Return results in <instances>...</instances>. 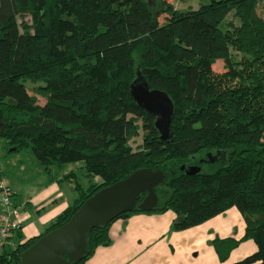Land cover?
<instances>
[{"label":"trees","instance_id":"trees-1","mask_svg":"<svg viewBox=\"0 0 264 264\" xmlns=\"http://www.w3.org/2000/svg\"><path fill=\"white\" fill-rule=\"evenodd\" d=\"M197 1L198 8L177 11L162 0H0L5 153H28L45 172L80 163L85 176L100 181L75 185L73 204L42 235L99 190L136 170H159L165 178L154 190L157 207L114 220L170 211L173 229L186 230L234 208L245 225L241 240L256 251L232 264H264V20L257 14L264 0ZM216 61L221 74L212 71ZM137 78L172 102L165 138L130 95ZM136 122L142 143L132 150ZM190 167L198 173L188 175ZM114 220L86 232L85 257L73 264L109 246ZM39 237L24 243L17 229L0 264H19ZM238 243L215 239L219 262Z\"/></svg>","mask_w":264,"mask_h":264},{"label":"crops","instance_id":"crops-1","mask_svg":"<svg viewBox=\"0 0 264 264\" xmlns=\"http://www.w3.org/2000/svg\"><path fill=\"white\" fill-rule=\"evenodd\" d=\"M0 149V182L10 189L12 204L21 208L20 236L24 243L42 235L54 219L73 204L77 197L75 185L85 188L90 183L100 182L97 177L85 176L80 163L52 167L44 171L48 183L37 184L32 192L23 196L22 183L14 180L12 162L2 160L9 154L5 153L3 144ZM20 153L28 155L17 154ZM15 169L22 171L23 167ZM24 180L32 185L30 178ZM175 219L170 211L116 219L108 229L109 246L97 248L84 264H232L256 251L252 241L241 240L245 225L234 208L186 230L173 229ZM215 239L239 242L224 263L219 262L213 248ZM11 248L7 246L3 251L14 249Z\"/></svg>","mask_w":264,"mask_h":264},{"label":"water","instance_id":"water-1","mask_svg":"<svg viewBox=\"0 0 264 264\" xmlns=\"http://www.w3.org/2000/svg\"><path fill=\"white\" fill-rule=\"evenodd\" d=\"M130 95L141 109L154 116V128L165 138L173 112L172 102L167 95L150 90L138 78L130 86ZM208 161L212 163L213 159L208 157ZM198 171V168L190 167L186 173L195 175ZM164 178L159 170L139 169L99 190L86 199L63 226L42 235L24 250L19 256V264H73L81 261L86 254V232L134 209L142 212L155 209L158 199L154 190L163 183ZM141 193L146 195L137 204V196Z\"/></svg>","mask_w":264,"mask_h":264},{"label":"rangeland","instance_id":"rangeland-1","mask_svg":"<svg viewBox=\"0 0 264 264\" xmlns=\"http://www.w3.org/2000/svg\"><path fill=\"white\" fill-rule=\"evenodd\" d=\"M162 1H164L165 3H168L177 11H185L187 9H196V8H198V3H199L197 0H162ZM257 14L259 17H261L264 20V2H262L258 5ZM164 17H165L164 15H161L158 18V21L160 24L163 22ZM227 19H228L227 21H232L235 26H238V21L236 19H232L231 15ZM234 56L236 57V59H238L237 55H234ZM212 71L215 74L223 73L224 72L223 62L216 61L214 63V65L212 66ZM25 85H26L28 94L30 96H34L36 98V104L40 105V106L44 105V103H45L44 99H42L38 95H35L32 92V89H34V88L29 83H26ZM136 127H137L136 135L133 136L128 142V145L132 150H136L142 143L143 133H142V128H141V125L139 122H136ZM0 144H3L2 140H0ZM0 151H1V149H0ZM4 159H7L6 160L7 163L9 161L12 162V172H13L14 180L18 184L22 183L21 185L23 187V191H22L23 196H26V194L28 192H32L35 189L34 187L37 184H43V186H44L45 184L48 183V181H47L48 177L45 174L43 167L29 154L27 155V154H22V153H20V154L11 153V154L7 155L6 157L3 156L2 160H4ZM21 165L23 167V170L17 171L15 168L18 169L19 167H21ZM27 177L32 180V182H31L32 185H28V183H26V181L24 180ZM1 184L4 185L3 182H1ZM20 225L18 226L17 229H20ZM17 229H16V231H17ZM15 232L12 233V236L10 237V239L7 242L8 247L14 248V246L16 244V241L14 242ZM7 246H5V247H7ZM3 249L1 251H3ZM8 251H10V249Z\"/></svg>","mask_w":264,"mask_h":264},{"label":"built area","instance_id":"built-area-1","mask_svg":"<svg viewBox=\"0 0 264 264\" xmlns=\"http://www.w3.org/2000/svg\"><path fill=\"white\" fill-rule=\"evenodd\" d=\"M10 189L0 182V251L7 246V242L21 224V208L11 202Z\"/></svg>","mask_w":264,"mask_h":264},{"label":"flooded vegetation","instance_id":"flooded-vegetation-1","mask_svg":"<svg viewBox=\"0 0 264 264\" xmlns=\"http://www.w3.org/2000/svg\"><path fill=\"white\" fill-rule=\"evenodd\" d=\"M144 197H145V196H144ZM144 197H143V198H144ZM141 201H142V200H141ZM157 201H158V200H157ZM157 205H158V202H157ZM156 207H157V206H156Z\"/></svg>","mask_w":264,"mask_h":264}]
</instances>
